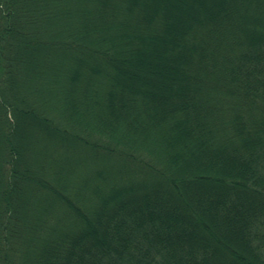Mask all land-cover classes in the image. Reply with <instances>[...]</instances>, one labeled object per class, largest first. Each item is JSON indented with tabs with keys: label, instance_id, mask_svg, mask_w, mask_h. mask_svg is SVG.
Instances as JSON below:
<instances>
[{
	"label": "trees",
	"instance_id": "trees-1",
	"mask_svg": "<svg viewBox=\"0 0 264 264\" xmlns=\"http://www.w3.org/2000/svg\"><path fill=\"white\" fill-rule=\"evenodd\" d=\"M0 264H264V0H0Z\"/></svg>",
	"mask_w": 264,
	"mask_h": 264
}]
</instances>
